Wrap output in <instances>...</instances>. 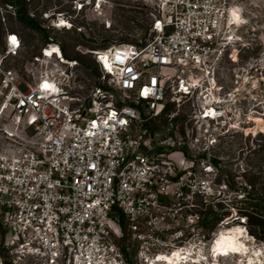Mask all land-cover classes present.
Instances as JSON below:
<instances>
[{"label": "built area", "instance_id": "obj_1", "mask_svg": "<svg viewBox=\"0 0 264 264\" xmlns=\"http://www.w3.org/2000/svg\"><path fill=\"white\" fill-rule=\"evenodd\" d=\"M148 1L153 37L90 50V89L80 61L53 38L26 76L5 66L23 46L18 33H7L0 57V229L16 257L168 264L161 258L192 248L189 239L200 236L194 199L213 184L199 178L195 159L204 160L203 173L216 174V147L243 124V81L228 89L222 74L227 60L238 62L242 23L232 10L243 20V8L234 0Z\"/></svg>", "mask_w": 264, "mask_h": 264}, {"label": "rangeland", "instance_id": "obj_2", "mask_svg": "<svg viewBox=\"0 0 264 264\" xmlns=\"http://www.w3.org/2000/svg\"><path fill=\"white\" fill-rule=\"evenodd\" d=\"M81 2L85 3V0H24L22 13L34 18L45 29L42 33L20 19L17 4L0 0V57L5 50L4 41L8 32L18 33L23 41L20 55L7 57L4 65L26 76L50 38L60 42L70 58H78L91 65L89 52L94 48L113 43H146L153 37L150 31L152 18L144 7V0H102L100 9L94 8L95 0H92L91 4L78 10ZM234 2L243 8V20L241 18L239 22H242L240 32L243 39L238 41L234 51L238 53V62L227 60L222 74L228 89L237 86V79L243 81L240 86L243 91L239 94L243 105V124L223 136L216 147V174L203 173L204 160L195 159L199 178H210L213 185L208 195L197 194L194 199V212L199 216L194 231L200 236L189 240L190 247H195L197 252L191 249L186 250L189 254L176 251L182 256L188 255L185 260L195 259L198 254L204 259L203 264H244L250 257L255 260L253 264H264V227L259 224L264 222V0ZM234 11L240 14L238 10ZM62 20L65 26L60 25ZM67 25L72 27L64 28ZM79 73L86 82V88L94 86L96 76L92 70L81 65ZM165 124L166 116L155 127ZM184 126L183 123L181 127ZM174 158L178 163L182 162L179 154H175ZM240 207L250 212L253 218L248 219L247 215L241 214ZM206 212H209V218L212 212L216 213L217 218L205 227L201 222ZM235 227L243 230L247 252H226L218 259L212 255L211 259L212 241L221 231ZM5 239L0 229V264H37L30 258L13 255L4 247ZM184 259L181 264H191Z\"/></svg>", "mask_w": 264, "mask_h": 264}, {"label": "bare ground", "instance_id": "obj_3", "mask_svg": "<svg viewBox=\"0 0 264 264\" xmlns=\"http://www.w3.org/2000/svg\"><path fill=\"white\" fill-rule=\"evenodd\" d=\"M100 1H101L100 4L102 6V0H100ZM235 9L238 10L237 8H234L232 10V16H233V19L235 20V22H238V24H239V22H240L242 17L237 11H234ZM62 21H64V20H62ZM65 24L66 23L64 22L63 24H60V25L65 26ZM243 238H244V235H243V230H242L241 227H235V228H232V229H226V230L221 231L215 237L214 241H212L211 248H212V252L213 253L211 254V259L213 257L218 259L219 257L222 256V254L225 255L226 252L235 253V254H238V253L244 254V253H246L247 252V245H246L245 241L243 240ZM221 239H224L225 243L222 246H218L217 245V241H219ZM232 246H236V247H241L242 246V250L239 251V252H234V251L231 250ZM190 249L193 250L192 248H190ZM181 253L185 254V253H188V252L187 251L186 252L183 251ZM181 253H179V255H168V254H166L164 257H166L167 259H164V260H166V262L168 264H181V263H183V262H181V260L188 256V255L182 256V255H180ZM190 253H192V252L190 251ZM212 255H213V257H212ZM196 256H195V259H189V260H185L184 259V260H185V262L189 261L191 264H203L204 263V259L201 258V256H197V257ZM253 263H255V260L252 257H250L248 259V261L244 262V264H253Z\"/></svg>", "mask_w": 264, "mask_h": 264}, {"label": "trees", "instance_id": "obj_4", "mask_svg": "<svg viewBox=\"0 0 264 264\" xmlns=\"http://www.w3.org/2000/svg\"><path fill=\"white\" fill-rule=\"evenodd\" d=\"M4 1H6L8 4H17L18 5V7H17V11H18V14H19V17H20V19L23 21V22H25L27 25H29L30 27H32V28H34V29H37V30H39V31H41L42 33H45V29L34 19V18H32V17H30V16H26V15H24L23 13H22V4H23V2H24V0H4ZM4 45H5V41H4ZM104 47V46H103ZM62 48H63V46H62ZM5 51V50H4ZM63 51H64V53H65V55H67L66 54V52H65V50L63 49ZM69 57V56H68ZM92 57V56H91ZM75 59H78V58H75ZM79 60V59H78ZM80 62H81V65L82 66H85V67H88L90 70H92L93 72H94V74H95V76H96V69H95V67H94V60H93V58H92V63H91V65H88L87 63H84L83 61H81V60H79ZM216 163H218V161L217 160H214ZM248 195H250V192L248 191ZM247 198H250V196H248ZM239 212L241 213V214H244V215H247V217H248V219H251V218H253V216H252V214H250V212H248V211H243L242 210V207H240V209H239ZM212 217L211 218H209L210 216H209V212H206L205 214H204V218H203V220H202V222H201V225H203V226H208V225H210L211 224V222H212V220H215L216 218H217V214L216 213H213L212 212V215H211ZM122 224L123 225H125V221H124V219H122ZM259 224L262 226V227H264V222H259Z\"/></svg>", "mask_w": 264, "mask_h": 264}, {"label": "snow or ice", "instance_id": "obj_5", "mask_svg": "<svg viewBox=\"0 0 264 264\" xmlns=\"http://www.w3.org/2000/svg\"><path fill=\"white\" fill-rule=\"evenodd\" d=\"M61 23H64V22L62 21ZM12 40H13L14 43L16 42L15 37H13ZM43 87L46 88V89L50 88L52 90H55L53 85H50V84H47V83H45L43 85ZM224 243H225L224 239H221V240L217 241V245L218 246H222ZM231 250L234 251V252H239V251L242 250V246L241 247L232 246ZM175 255H179V253H176ZM161 259H167V258L166 257H162Z\"/></svg>", "mask_w": 264, "mask_h": 264}]
</instances>
